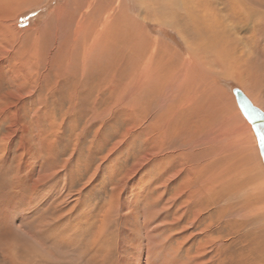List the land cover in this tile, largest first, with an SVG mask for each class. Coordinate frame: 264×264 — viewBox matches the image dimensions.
<instances>
[{
  "label": "rangeland",
  "instance_id": "1",
  "mask_svg": "<svg viewBox=\"0 0 264 264\" xmlns=\"http://www.w3.org/2000/svg\"><path fill=\"white\" fill-rule=\"evenodd\" d=\"M147 1L0 0V264H240L241 248L248 257L261 242L255 181L243 190L253 214L244 230L238 195L201 183L243 176L246 162L224 146L232 138L264 182L255 138L238 130L244 118L231 90L244 89L235 63L202 81L203 97L176 91L162 105V90H144L138 71L124 70L126 50L102 53L106 34L90 57L81 44L68 48L75 28L79 43L94 37L100 14L82 16L89 2L91 11L118 6L137 19ZM260 21L229 33L237 57L262 48ZM141 28L185 55L177 33L149 17ZM253 88L247 95L264 110V86Z\"/></svg>",
  "mask_w": 264,
  "mask_h": 264
},
{
  "label": "bare ground",
  "instance_id": "2",
  "mask_svg": "<svg viewBox=\"0 0 264 264\" xmlns=\"http://www.w3.org/2000/svg\"><path fill=\"white\" fill-rule=\"evenodd\" d=\"M91 3L92 2L88 3L82 16H88L90 14L91 17L95 18L96 15L97 18L100 14L99 19L95 18L96 20L93 21L96 22L95 25H92V34L94 37L97 36V38H91L90 42L88 39H85L83 43H79L77 42L80 37L79 27L78 29L75 28V31H73L71 35L72 38L69 39L67 44L69 49H73V53L75 49L79 47V44H81L83 50L82 54L86 57H90L92 51L94 49L96 50V47H98L97 40H99L100 37H105L103 34H106V36H108V43L104 44L103 42V45H101L102 53H104L105 46L110 54L112 50H126L128 54L124 58V62L126 63L124 70L127 69L126 66L132 68L130 73L132 76L135 75V70L138 71L137 78L139 79V83L141 82V86L143 85L144 90H151L155 87L157 94L162 90L165 96L162 98V105L165 104L164 101L166 99L170 98V94L173 95L176 91L185 93V90H187V92L190 93L196 90L197 96L203 97L200 86L202 81L210 79L211 82L213 77L225 71V63H235L233 65L239 69V71H236L237 73H235V75L244 89L243 92L240 90L241 93L250 101L252 106L264 113V110L254 103L253 97L250 98L247 95L248 92L254 89L253 86L257 89L258 87L261 88L264 86V78H262L264 75V44L258 52H254V54L247 53L246 58L237 57L238 41L231 39L229 34L233 30H239L241 26H247L254 16L257 18L259 16L261 19L256 32L258 34L264 33V0H148L147 2H140L142 8L137 19L128 16L127 13L124 14V12H121V8L118 6H108L102 8V10L93 9L92 12ZM57 10L58 9H55V11H53L56 16ZM256 13H258V15ZM123 14L125 16H122ZM148 17L149 20L155 22L158 27L169 29L179 35L185 45V55H180L176 51L170 50L167 45H164L159 40L152 41L149 39L150 37L148 38L145 35L141 28V22L146 21ZM222 20H224V22L227 21L229 24L223 31L220 29ZM223 32L225 35H223ZM222 36L223 40L220 39ZM89 37L90 36H88V38ZM164 58L166 61L161 68L159 67V63ZM107 59H109V56ZM85 62L86 61H84V63ZM197 71L200 73L197 74ZM189 73L190 76L188 77ZM197 75H200L201 79H196ZM137 78L135 79L138 81ZM150 83L152 84L151 89L148 86ZM194 83L197 85L194 86ZM152 93L155 92L152 91ZM236 108L238 109L237 105ZM238 111L241 114L239 109ZM241 116L243 117L242 114ZM243 123V128L238 130L251 131L255 138L251 126L245 118ZM237 133L236 130L233 137H235ZM203 140L204 139L201 141ZM210 142L211 145H222L225 143H217L212 138H210ZM255 143L259 155L260 149H262L264 154V148H262L263 144L260 143L261 147L259 149L256 138ZM224 146L226 149L232 148L230 154H238L239 158L243 159V162H246L243 165L242 162L239 163V166L242 165L241 168H243V176L240 178L238 176L235 178H226L227 174L224 173L219 176V178L212 177L206 180L202 179L203 181L201 183L205 191L211 190V188L215 190V195L223 194L228 196L229 199L238 195L242 203L240 210L243 213L239 215L243 220L238 222L237 228L242 229L244 225H246L247 219L249 221L250 217L253 215H249V211H247L249 196L247 191L244 192L243 190H248L250 187L249 185L255 181V188L259 193V195H256V200L260 199V201H264V182L257 170H255L252 175V168L249 166V160L246 157H242L244 152L241 148L243 147L240 146L236 139H229ZM220 152L215 158L221 157ZM233 170L235 169L233 168ZM245 210L247 212H245ZM251 213L252 212H250V214ZM256 217L258 218L257 220H259L257 223L259 225L262 224L264 221V211L263 213L260 212L259 216ZM248 243L250 244L251 241ZM244 249L245 248H241L242 251H239V253H241L238 255L240 257V264H264V236L261 242L258 240L256 244L249 245V249L247 250L249 254L248 257L244 256Z\"/></svg>",
  "mask_w": 264,
  "mask_h": 264
},
{
  "label": "water",
  "instance_id": "3",
  "mask_svg": "<svg viewBox=\"0 0 264 264\" xmlns=\"http://www.w3.org/2000/svg\"><path fill=\"white\" fill-rule=\"evenodd\" d=\"M231 92L235 98L238 109L251 126L259 149L261 144H263L262 148H264V113L252 106L250 101L241 93L239 89L233 88ZM260 157L264 163V154L262 149H260Z\"/></svg>",
  "mask_w": 264,
  "mask_h": 264
}]
</instances>
